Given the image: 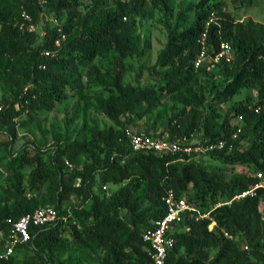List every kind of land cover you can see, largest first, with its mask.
Masks as SVG:
<instances>
[{"label":"trees","instance_id":"16d2710c","mask_svg":"<svg viewBox=\"0 0 264 264\" xmlns=\"http://www.w3.org/2000/svg\"><path fill=\"white\" fill-rule=\"evenodd\" d=\"M211 1L194 5L187 26L182 10L168 22L167 42L148 69L156 80L143 86L138 75V84L132 86L123 78L129 71L125 59L139 55L136 19L167 8V0H0V134L21 115L31 119L51 111L68 92L78 97L74 115L81 109L86 116L92 109L111 122L101 129L84 120L82 135L73 140L65 132L55 133L49 162L42 161L41 148L28 143L15 157L0 156V170L13 178L0 189V233L6 237L7 219L15 222L45 205L54 207L59 217L52 225L31 227L30 241L0 264H148L143 233L164 216L167 189L209 217L187 214L174 226V245L165 264H264L263 190L233 199L250 190L255 174L264 170V23L237 21L225 3ZM211 11L215 19L208 28L210 55L225 42L231 46L232 61L194 69L196 38ZM24 12L33 25L41 26L43 37L20 27ZM48 13L65 19L51 27L45 19ZM46 51L53 57L43 55ZM211 66L214 71L209 73ZM82 74L87 85L97 88L91 95L79 83ZM200 76L210 81L208 92L198 87ZM245 90H255L256 99L247 95L221 111ZM257 106H263L259 113ZM157 107L161 110L156 121L170 113L166 131L156 134L155 125L145 121L144 129L136 132H167L171 138L198 133L204 145L225 141L223 149L207 156L251 171L227 181L195 156L134 152L125 129L151 118ZM8 136L13 140L15 134ZM8 140L0 141V148L10 144ZM26 167L32 169L24 181ZM42 185L46 195L37 197ZM107 186L117 189H103ZM66 231L69 241L63 237ZM71 247L76 255L69 252ZM19 252L23 258L16 263Z\"/></svg>","mask_w":264,"mask_h":264},{"label":"rangeland","instance_id":"374dc122","mask_svg":"<svg viewBox=\"0 0 264 264\" xmlns=\"http://www.w3.org/2000/svg\"><path fill=\"white\" fill-rule=\"evenodd\" d=\"M199 0H167V8L163 10L154 9L151 11L152 17L137 18V34H138V46L139 55L132 58L125 59V64L129 67V71L124 75V83H129L132 86H136L137 76L139 77L140 85H149L154 83L155 75L151 77L148 75V69H150L155 61L157 53L164 47L167 42L168 34V22H173L177 14L182 10L184 26L189 25L193 21V11L194 5H196ZM222 2L226 4V10L232 14V16L237 21H242L247 18H251L255 22L264 23V0H212L211 3ZM192 4V7L189 5ZM46 21L51 27L59 26L63 23L64 17L58 18L52 13L45 15ZM35 31L39 33L41 37L44 35V31L40 25L35 26ZM74 69H79L75 67ZM209 73L213 72L212 66L207 69ZM75 73V72H74ZM85 77L82 74L79 78V83L84 88V91L89 95L97 91L96 87L89 86L85 82ZM198 87L201 90L208 92L206 88L207 84L210 82L207 77L200 76L198 78ZM3 95V90L0 87V99ZM67 98L56 104L54 109L51 111H42L35 114L31 119H28L25 115L13 120L11 124L7 126V130L0 134V141L6 142L9 138V133H14L15 137L13 140H8L11 143L3 145L0 148V156L10 159L15 157L18 152L28 143V145H33L36 148H41L45 155H42L43 162H49L50 157L53 152V143L55 133L62 134L67 133L71 140L76 137L81 136L80 129L84 120L88 124L93 121L99 128H106L111 125V122L103 116L98 115L92 109L86 110V116H84L81 109L74 115L73 107L74 103L78 100L76 94L67 93ZM250 95L255 100L257 97V92L255 90H245L236 95L233 100L227 103L226 106L221 107V111H224L226 107H229L233 103H238L244 100L245 96ZM165 104L170 107L172 103L170 100L164 101ZM80 107H83L84 101L79 100ZM161 110L157 107L151 116V118H143L141 121L136 122L131 126L130 129L133 131L143 130L145 126V121H148V125L152 123L155 125L153 131L157 134L161 130L166 131L167 117L169 116V111L167 116H161L158 120H155V116ZM26 121V126H21V122ZM156 121V122H155ZM236 123L241 125V120L237 119ZM200 136L198 133H193L188 137V142L192 145L200 144ZM42 142H45V146H42ZM191 156H195V159L201 158L204 167L208 169L209 172L220 174L225 177V180L229 181L234 176L244 175L249 173L251 170L242 165H224L218 161L211 160L206 153H196ZM32 167H26L22 173L24 175V181L31 171ZM12 175L7 173L5 170H0V189L7 187L9 183L12 182ZM103 189L114 191L117 187L107 186ZM37 197H44L46 195V186L42 185L40 188L36 189ZM29 194L28 196H30ZM67 207V204L64 205ZM261 210H264V205L262 204ZM63 237L69 241V235L66 231ZM5 241V236L0 233V246ZM69 252H73L74 255L77 254L76 251L71 247ZM212 254V253H211ZM67 253L62 255V258H66ZM16 263H19L23 258V253H17Z\"/></svg>","mask_w":264,"mask_h":264},{"label":"built area","instance_id":"2783aa9c","mask_svg":"<svg viewBox=\"0 0 264 264\" xmlns=\"http://www.w3.org/2000/svg\"><path fill=\"white\" fill-rule=\"evenodd\" d=\"M21 28L26 29L28 32L35 31V25L31 21V17L25 12L22 14ZM215 19L214 11H211L205 21L203 30L196 38V45L198 52L194 60V69H199L206 63H218L225 61L227 63L232 61V49L228 43H221L219 52L214 55H210L211 47L207 42L208 28ZM63 38V36H62ZM60 40L55 41V46L59 47ZM45 56L53 57L54 54L50 52H43ZM263 106H257L255 113L261 112ZM125 137L127 138L131 149L134 152L138 151H152L159 155H183L190 157L192 154L207 153L214 150H221L225 145V141H218L216 143L204 145H192L188 142L186 136L171 138L167 132H164L160 136L148 135L144 132H136L130 128L125 129ZM235 137V135L233 136ZM69 169L72 165L66 162ZM256 183L254 186L243 192L240 195L235 196L233 199H241L246 196H255L258 190H263V205H264V170L255 174ZM162 202L165 208L164 216L155 222L152 226L145 230L143 233V240L148 245L147 256L149 258L148 264H165L168 250L174 245V226L181 223L184 216L187 214H195L196 219L208 218V213H201L199 209L187 202V200L176 195L172 189H167L162 198ZM231 201L225 203L229 204ZM217 204L216 206H221ZM57 210L50 206L45 205L34 210L30 214H26L20 217L17 221L12 222L10 219L6 220V223L10 225L7 235L5 237L3 250L0 253V259H8L11 257L15 249L19 246L25 245L30 241V228L31 227H44L54 224L57 220ZM215 225L212 222L208 228L212 229ZM247 249V247H245Z\"/></svg>","mask_w":264,"mask_h":264}]
</instances>
